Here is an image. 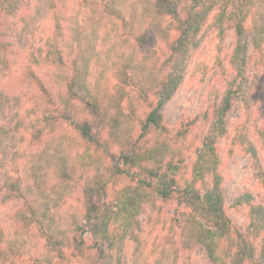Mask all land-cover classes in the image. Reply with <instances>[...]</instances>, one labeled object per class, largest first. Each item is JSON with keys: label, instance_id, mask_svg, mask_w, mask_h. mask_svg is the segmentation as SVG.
I'll return each mask as SVG.
<instances>
[{"label": "trees", "instance_id": "trees-1", "mask_svg": "<svg viewBox=\"0 0 264 264\" xmlns=\"http://www.w3.org/2000/svg\"><path fill=\"white\" fill-rule=\"evenodd\" d=\"M22 4L0 0V264H124L127 241L130 264H193L197 247L209 264H264V0ZM208 68L222 81L171 134L163 107ZM10 78L38 99L11 94ZM235 100L245 112L231 136ZM230 136L259 167L261 191L232 202L243 231L220 172Z\"/></svg>", "mask_w": 264, "mask_h": 264}, {"label": "rangeland", "instance_id": "rangeland-1", "mask_svg": "<svg viewBox=\"0 0 264 264\" xmlns=\"http://www.w3.org/2000/svg\"><path fill=\"white\" fill-rule=\"evenodd\" d=\"M22 2V5H24L25 3L30 2V0H22ZM33 3L34 0H31L30 6ZM44 33L45 32L43 31L42 34ZM232 46L233 31L229 30L228 35L223 41V54L230 52ZM197 53L200 59L209 63L212 60L213 46H210L205 40L200 45ZM226 77L232 78L233 71L227 70ZM222 79L223 76H221L220 71L214 72L212 68H208L204 81H199V78L196 77L191 79L190 82H184L179 86L174 96L162 110L164 114V124L168 127L171 134L176 131L180 119L192 118L203 110V97L207 84L215 80L220 83ZM2 86L4 88L8 87L7 91H10L11 94L16 95V93H21L24 96L23 99L27 102H35L38 99L37 90L33 85H22L20 82H16L14 79L10 78L6 83L4 82ZM262 100L264 102V96H262ZM259 111V106L251 109V114L249 116L250 121H260ZM244 112V104L240 100H235L232 109L227 116V127L231 136L234 130L238 127ZM231 136L229 139L222 141L219 146V154L222 160L220 172L225 177L224 194L226 197V213L235 226L243 231L246 223V208L243 206L238 209L233 208L232 202L233 199L242 192H250L256 195L258 191H261L258 185L259 167L252 157L244 156L239 147L232 144ZM256 147L259 156L264 158V150L260 149V144H257ZM196 148L199 149V146L197 145ZM230 153H232V155L228 157ZM261 165L264 167V162H262ZM256 201L264 204V193L257 197ZM162 209L166 213L172 212V208L169 207H162ZM154 215H156V213ZM140 220L142 223H145L147 220L146 215L143 214ZM133 248V243L127 241L124 264H130ZM189 255L193 264H209L200 247L193 249Z\"/></svg>", "mask_w": 264, "mask_h": 264}]
</instances>
